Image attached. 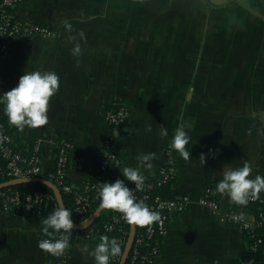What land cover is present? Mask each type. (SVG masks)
<instances>
[{
	"label": "crops",
	"instance_id": "0c3cea01",
	"mask_svg": "<svg viewBox=\"0 0 264 264\" xmlns=\"http://www.w3.org/2000/svg\"><path fill=\"white\" fill-rule=\"evenodd\" d=\"M15 15L48 25L54 35L12 41L11 55L0 61V93L25 71H55L60 78L45 125L19 130L0 105L16 145L40 155L43 172L35 177L54 170L59 144L67 140L71 161L83 165L69 169V180L81 188L96 178L111 139L117 159L105 182L125 178L124 167L157 180L174 130L183 127L191 155L185 160L173 149L177 175L169 192L192 202L171 214L155 264H259L242 260L250 250L244 230L226 215L242 211L259 221L261 206L232 203L216 183L225 167L245 161L252 177L264 174V0H22ZM70 37L81 44L80 55H73ZM119 104L130 116L116 128L106 111ZM145 153L156 154L151 169L139 159ZM209 188L217 214L198 203ZM43 219L0 210V264H59L38 247L46 239ZM102 235L76 238L61 264H94L83 245L91 251Z\"/></svg>",
	"mask_w": 264,
	"mask_h": 264
},
{
	"label": "built area",
	"instance_id": "2783aa9c",
	"mask_svg": "<svg viewBox=\"0 0 264 264\" xmlns=\"http://www.w3.org/2000/svg\"><path fill=\"white\" fill-rule=\"evenodd\" d=\"M22 0H2V5L6 7L5 11L0 15V61L9 57L12 53V41L19 36H53L54 31L45 24L36 22H23L16 18L15 13L9 12L8 9L18 7ZM130 116L129 109L125 105H118L115 108L106 111V118L111 125L116 128L124 125ZM15 140L10 132L4 131L0 127V154L6 160V166H0V175H7L11 180L28 177L39 176L43 172V166L40 155L37 152H32L26 156L21 151L15 149ZM113 142L111 139L105 141L104 156L100 164L99 172L94 180L88 181L83 187L75 188L68 176L71 167L82 169L83 165L80 162H72L70 152L72 143L70 141H62L59 144L58 155L54 171L50 176L61 191L73 193L74 195V214L81 218L78 223H82L94 212L93 203L99 200L100 183L105 182V173L109 162L117 159V155L113 150ZM173 148L171 143L166 147L167 162L162 165L159 170L158 179L154 181L145 180L142 189H136L135 183L124 179L127 186L132 190L137 200H143L152 211L159 214V219L147 224L145 229L139 235L135 236L137 244H144L149 247V254L145 255L147 264H155L159 256L161 245L160 238L168 233L169 219L172 213H183L186 211L192 202L188 195L177 196L173 198L163 197L160 194H152L155 186H162L172 183L177 175V168L172 158ZM116 179L110 180L114 182ZM212 189H208L207 194L198 199V203L202 206L209 207L214 214L220 212L221 208L218 201L212 197ZM49 197L45 194L36 192L28 195H23L20 192L4 193L0 190L1 206L0 210H13L16 213L36 214L43 216V206ZM250 203H255L261 206L262 219L252 221L245 215V219L236 221L233 219V214L226 215V220L244 231L252 233L254 239L251 251L261 252L262 263L264 264V197L249 198ZM263 206V207H262ZM240 212H236L239 214ZM115 220L124 219L123 214L115 216ZM115 229L113 223L106 225L105 231ZM131 230H120L116 235H111L109 238H116L122 248V252L111 258L109 264H120L123 258L126 245L128 243ZM137 233V232H136ZM105 234V233H103ZM88 236H93L92 233ZM59 238V236H58ZM51 239V238H46ZM71 244L65 249L62 255L55 257L58 263L65 261L70 254Z\"/></svg>",
	"mask_w": 264,
	"mask_h": 264
},
{
	"label": "clouds",
	"instance_id": "9594fccd",
	"mask_svg": "<svg viewBox=\"0 0 264 264\" xmlns=\"http://www.w3.org/2000/svg\"><path fill=\"white\" fill-rule=\"evenodd\" d=\"M71 29V25H67ZM81 39L84 34L80 33ZM76 41L75 37H70ZM73 55L81 54V44L74 43ZM59 75L55 71H25L19 78L18 84L12 89L0 93V105H3L4 113L8 121L23 130L26 126L36 128L48 122V105L50 98L59 88ZM149 130L151 126L149 125ZM161 137L168 136V129L161 125ZM191 141V136L183 127H177L171 138V147L178 151L185 160L189 159L191 153L186 148ZM155 153L141 154L139 157L143 167H153ZM205 162V157H204ZM253 169L249 161L242 166L225 167L222 171V178L216 183V191L227 195L230 201L237 205H247L249 198H258L264 191V174H250ZM123 176L135 183L136 189H142L145 176L140 168L124 167ZM100 207L102 209L116 210L123 214L124 219L132 225L144 226L159 219V214L152 211L143 200H137L132 190L127 186L124 179L117 178L114 182L100 183L99 188ZM233 219L241 221L245 219V213H234ZM43 231L48 236L59 234L56 239H41L38 247L56 256L63 254L69 247V237L74 228L72 212L65 207H58L42 220ZM49 229L52 231L50 232ZM61 230L63 232L61 233ZM100 242L94 249L89 251L87 244L83 245V251L94 257V264H109L111 258L122 252L121 245L116 238H109L107 235L99 237Z\"/></svg>",
	"mask_w": 264,
	"mask_h": 264
},
{
	"label": "trees",
	"instance_id": "16d2710c",
	"mask_svg": "<svg viewBox=\"0 0 264 264\" xmlns=\"http://www.w3.org/2000/svg\"><path fill=\"white\" fill-rule=\"evenodd\" d=\"M6 7L2 5V0H0V15L5 11ZM16 8L14 9H8L9 12L16 13ZM0 127L7 132H10V130L7 127V121L5 117L0 118ZM15 149L21 151L23 154L26 156H29L32 154V152L24 148L23 146L15 145ZM0 166L3 168L6 166V160L1 156L0 154ZM54 171V170H53ZM53 171H50L49 173H44L43 176L46 179H49L51 181H55L54 179L51 178L50 173ZM126 179V178H125ZM146 179V178H145ZM11 178L7 175H0V183H6L10 181ZM148 181H156L154 179H146ZM171 184V183H170ZM162 185V186H155V188L152 190V194H160L163 197H168V198H173V195L169 192V185ZM4 193H13V192H20L23 195H28L32 193H42L45 194L49 197L45 205L43 206V216L44 218L47 217L52 211H54L56 208L60 207L59 203L56 199L54 191L47 185L40 183V182H28V183H22V184H17L13 185L10 187H6L3 189H0ZM62 198L63 202L65 205V208H68L72 212V219L74 222H79L81 220L80 217L76 216L74 214V195L73 193H68L62 191ZM1 200H0V206H1ZM100 207V199L96 200L93 203V210L95 211ZM263 207V206H262ZM122 213L116 211V210H111V209H103L101 212L100 216L95 220V222L87 229H72L71 230V235L69 237V243H72L76 238H84L87 237L88 234L92 233L93 235H100L105 233L104 235H107L108 237L111 235H116L120 232V230H131V224H129L125 219H120L119 221L115 220V216H120ZM113 223L115 225V229L112 231H105V227L108 224ZM146 225L144 226H139L136 225V235L138 236L139 233L144 230ZM51 232L52 230L49 229ZM63 230H61V233ZM43 234L45 235L46 238H51V239H56L58 238L59 234L54 235V236H48L47 233L43 231ZM244 236L245 239L249 245V247L252 246L253 244V237L252 233L248 231H244ZM149 254V247L144 244H137L135 241L129 251L126 264H147L145 261L144 256ZM243 261H254L256 263L262 264V257H261V252L259 251H251V249L245 253L242 256Z\"/></svg>",
	"mask_w": 264,
	"mask_h": 264
},
{
	"label": "water",
	"instance_id": "95a60500",
	"mask_svg": "<svg viewBox=\"0 0 264 264\" xmlns=\"http://www.w3.org/2000/svg\"><path fill=\"white\" fill-rule=\"evenodd\" d=\"M28 182H40V183H43V184L49 186L54 191L56 199L59 203V206L65 207L64 202H63V198H62V191L58 188V186L53 181L46 179V178H43V177H28V178H22V179H13V180H10L6 183H1L0 189L10 187L13 185H17V184L28 183ZM101 210H102L101 207L96 209L88 217V219L82 223H77V222L73 221L74 222V228L73 229H87V228H89L95 222V220L100 216ZM135 236H136V225H132L131 232H130L129 239H128V243L126 245V249H125V252H124V255H123V258H122L120 264H126V260H127L129 251H130V249L134 243Z\"/></svg>",
	"mask_w": 264,
	"mask_h": 264
}]
</instances>
